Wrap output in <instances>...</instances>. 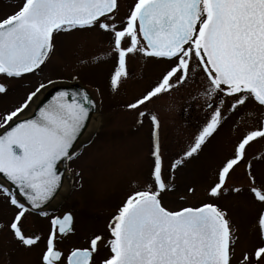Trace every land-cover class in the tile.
Segmentation results:
<instances>
[{"label":"snow or ice","instance_id":"1","mask_svg":"<svg viewBox=\"0 0 264 264\" xmlns=\"http://www.w3.org/2000/svg\"><path fill=\"white\" fill-rule=\"evenodd\" d=\"M87 33L105 37L107 46L77 63L110 60L112 92L129 79L131 59L162 65L124 105L138 124L145 118L150 124L146 172L132 182L104 231L61 247L76 234L75 217L50 206L65 178L83 187L82 171L71 165L83 154L77 142L96 103L85 88L61 87L29 113L42 91L57 83L41 80L0 111V214L7 211L0 233L21 250L39 248L38 264H264V178L255 171L264 168V152L248 151L264 141V0H16L0 15V98L42 72L58 36ZM192 85L190 99L201 101L204 118L166 157L160 114L148 105ZM229 122L235 137L212 169L205 199L183 206L197 188L185 185L181 192L177 173L199 162ZM237 169L240 186L230 183ZM171 194L182 206H165ZM229 195L256 207L254 243L242 240L230 211L218 203ZM33 214L47 221L46 229H30L26 221Z\"/></svg>","mask_w":264,"mask_h":264},{"label":"rangeland","instance_id":"2","mask_svg":"<svg viewBox=\"0 0 264 264\" xmlns=\"http://www.w3.org/2000/svg\"><path fill=\"white\" fill-rule=\"evenodd\" d=\"M16 0H0V15L10 10ZM126 10L122 5L121 14ZM57 51L39 74L26 76L16 82L9 95L0 98V111L19 102L31 86L43 80L53 79L58 84L79 83L86 87L96 102L98 127L91 138L83 144V154L75 161L74 168L82 171L83 187L71 184L70 191L61 203L50 210L56 213L71 211L75 217L76 234L61 245L83 242L85 234L101 232L108 220L115 213L125 195L132 187V182L140 178L147 169L150 124L147 118L142 125L137 123V114L125 109L124 105L137 97L141 91L156 78L162 65L145 62L139 57L129 61L130 77L117 92H112L107 85L111 61L99 65L79 64L77 59L100 55L107 46L106 38L96 33L82 34L80 39L70 36H58ZM78 76V79H73ZM53 84L49 87L58 85ZM27 86V87H25ZM100 91L97 92L96 89ZM195 85L186 86L174 91L171 95L153 101L149 108L160 114L161 136L165 145L166 157L172 156L187 142L193 128L203 120L204 110L201 101H192ZM235 132L231 122L224 125L214 137L210 148L205 150L199 162L181 169L177 173V184L182 192L185 185L197 188L195 196L190 197L183 206L198 205L205 199L204 189L211 178L212 169L218 158L231 145ZM90 141V143H89ZM249 155L264 152V141H258L249 149ZM258 179L264 178V168L255 169ZM80 180L79 177H74ZM236 186L242 185L244 178L237 169L230 181ZM165 206L175 209L182 206L175 194L164 199ZM230 211L234 223L240 229L245 243L255 242L254 216L256 207L246 203L243 196L229 195L218 201ZM2 207V205H0ZM26 221L33 231L46 229L47 221L35 215ZM7 218V211L0 214V222ZM39 248L24 251L16 247L0 233V264H38Z\"/></svg>","mask_w":264,"mask_h":264},{"label":"bare ground","instance_id":"3","mask_svg":"<svg viewBox=\"0 0 264 264\" xmlns=\"http://www.w3.org/2000/svg\"><path fill=\"white\" fill-rule=\"evenodd\" d=\"M58 83H61V82H57L55 84H58ZM51 86L52 85L48 86L46 89H44L42 91V93L39 95V97L33 103L32 107L29 108V110H28L29 113L33 112L37 103L41 100V98L44 96L47 89H49V87H51ZM26 115H27V113H26ZM97 127H98V113L96 111L91 115V118L89 120V123L87 124V127L85 128V130L83 131V134L79 138L78 146L85 144L91 138V136L95 133ZM70 186H71V183L69 182V180L67 178H65V181L62 184L60 191L57 193V198L52 202L50 209L54 208L55 206H57L61 203V201L69 193Z\"/></svg>","mask_w":264,"mask_h":264},{"label":"water","instance_id":"4","mask_svg":"<svg viewBox=\"0 0 264 264\" xmlns=\"http://www.w3.org/2000/svg\"><path fill=\"white\" fill-rule=\"evenodd\" d=\"M61 87L68 88V89H70V90H78V89H80V88H85V89L88 91V89H87L86 87H84L83 85H81V84H79V83H76V82L68 83V84H65V83H64V84H58V85L52 87L50 90L46 91L45 94H44V96H43V97L41 98V100L37 103V105H42V103H46L47 100L50 99L51 96L54 95L55 92H56L57 90H59ZM88 92H89V91H88ZM89 94H90V92H89ZM90 95H91V94H90ZM91 96H92V95H91ZM92 98H93V97H92ZM95 103H96V102H95ZM37 105L35 106L33 112H34L35 110H37ZM94 112H96V107H95V109L93 110L92 114H93ZM92 114H91V115H92ZM90 118H91V116H90ZM90 118H89V120H90ZM89 120H88V123H89ZM84 130H85V129H84ZM84 130H83V131H84ZM82 134H83V132H82ZM82 134H81V135H82ZM81 135H80V137H81ZM80 137H79V138H80ZM78 142H79V140H78ZM78 142H77V144H78Z\"/></svg>","mask_w":264,"mask_h":264},{"label":"flooded vegetation","instance_id":"5","mask_svg":"<svg viewBox=\"0 0 264 264\" xmlns=\"http://www.w3.org/2000/svg\"><path fill=\"white\" fill-rule=\"evenodd\" d=\"M33 215H35V214H33ZM31 219H32V218H31ZM31 219H30V217H28V219H27V220H28V221H31ZM31 223H32V221H31ZM32 225H33V223H32Z\"/></svg>","mask_w":264,"mask_h":264}]
</instances>
